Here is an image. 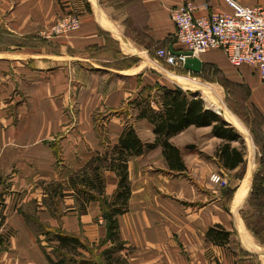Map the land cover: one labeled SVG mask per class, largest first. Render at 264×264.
Wrapping results in <instances>:
<instances>
[{"label": "crops", "instance_id": "0c3cea01", "mask_svg": "<svg viewBox=\"0 0 264 264\" xmlns=\"http://www.w3.org/2000/svg\"><path fill=\"white\" fill-rule=\"evenodd\" d=\"M187 1L209 2L196 15L231 11L224 0H0V264H53L33 216L90 243L106 238L100 200L85 203L68 180L95 155L111 151L127 122L143 141L155 140L154 124L138 118L141 109L133 102L154 95L158 85L171 87L166 77L179 85L191 81L155 64L156 50H183L171 11ZM237 1L264 7V0ZM72 12L81 20L76 29L48 34ZM199 57L203 65L229 63L220 49ZM235 68L250 88L248 105L264 117L257 70ZM222 110L240 125L235 113ZM239 135L230 143L244 152L242 176V164L228 169L217 157L228 141L215 136L212 126L191 125L171 138L182 152L184 172L170 170L162 146L130 159L132 195L128 211L118 216L129 264H264V233L257 235L243 214L256 174L264 173L263 152L253 141L249 155ZM104 177L105 195L112 196L119 176L104 170ZM50 182L62 184L60 205H69L62 212L59 201L51 202L60 197L53 196ZM224 186L233 190L230 202ZM216 225L232 232L236 248L208 239Z\"/></svg>", "mask_w": 264, "mask_h": 264}, {"label": "trees", "instance_id": "16d2710c", "mask_svg": "<svg viewBox=\"0 0 264 264\" xmlns=\"http://www.w3.org/2000/svg\"><path fill=\"white\" fill-rule=\"evenodd\" d=\"M204 67L205 64L202 71ZM156 89L154 95L150 93L146 97L133 102L135 107L141 109L138 118H147L154 124L155 140L152 142L143 141L134 125L127 122L119 143L111 151L95 155L84 167L74 172L68 180L77 195L85 203L95 199H99L101 202L102 214L108 229L106 238L102 240V245L111 243L110 247L103 250L102 256L109 264L117 262V260L118 262L123 261L120 257H114V255L126 250V243L120 233L118 216L129 209L132 185L129 178L128 163L132 157L145 154L158 146H162L170 170L184 172L187 167L182 152L171 142V138L191 125L199 127L212 126L215 136L228 141L216 153L222 165L225 168L234 169L242 164L238 172L239 176H242L246 170L247 161L244 158V152L237 147H233L230 143V141L237 140L240 137L239 132L222 115L213 109L207 108L200 95L184 90L180 86L158 85ZM153 102L158 105V109L154 108ZM261 133L263 139L261 142L256 141V144L261 146L262 157L264 158L263 125L261 126ZM104 170H114L119 176L118 188L112 196H106L104 192ZM54 185L60 186L62 184L57 183ZM93 188L96 194L92 192ZM223 192L227 197V201L230 202L233 190L228 186H224ZM55 193L59 197H64L63 192L57 193L55 191ZM108 197L111 198L110 201ZM243 214L248 226L257 235L262 236L264 233V173L256 174L253 189L243 208ZM38 233L48 236L47 241L55 245L53 251L57 256L56 258L48 254L45 249L49 260L53 264H98L85 253L91 255L90 242L86 239L53 227H48L45 233L39 231ZM207 236L216 245L232 244V247L236 248L235 242L232 240V232L221 225L210 227ZM124 262L127 264V260H124Z\"/></svg>", "mask_w": 264, "mask_h": 264}, {"label": "built area", "instance_id": "2783aa9c", "mask_svg": "<svg viewBox=\"0 0 264 264\" xmlns=\"http://www.w3.org/2000/svg\"><path fill=\"white\" fill-rule=\"evenodd\" d=\"M224 1L231 11L196 15L198 10L208 9V1L201 5L187 1L173 8L171 18L177 27L176 41L182 45L181 49L191 50L197 56L213 49L222 50L232 66L255 67L264 86V7L242 4L237 0ZM80 23L77 13L66 14L58 19L48 34L70 32ZM184 60V55L177 56L166 48L155 52L156 67L165 71L166 65L183 68ZM213 179L221 180L218 176Z\"/></svg>", "mask_w": 264, "mask_h": 264}, {"label": "rangeland", "instance_id": "374dc122", "mask_svg": "<svg viewBox=\"0 0 264 264\" xmlns=\"http://www.w3.org/2000/svg\"><path fill=\"white\" fill-rule=\"evenodd\" d=\"M57 22V21H56ZM55 22V23H56ZM81 22V20H80ZM54 23V24H55ZM54 24L50 28V30L53 29ZM76 29V28H75ZM74 30V29H73ZM72 31V30H71ZM58 35V34H57ZM204 54V53H203ZM205 67L202 73H194L186 70L184 67H174L170 65H166L165 68L168 70L166 73H175L177 75H182L186 77H191L190 82H180L182 85V88L184 90L192 91L194 93H197L200 95L204 102L206 103L207 106H210L211 108L215 109L214 106L212 107L209 105L213 101L216 103L215 107H220L221 108H229L233 113L237 115V117L240 119L241 123L240 125L233 123V121H230L226 118V115L228 117L231 116L229 111L223 112L222 109L221 115L222 117L228 121L234 128L242 135L244 138V142L247 143V148L249 150V155H252V150L254 149L253 146V141L256 143V141L259 140V142L262 141L263 139V132L261 133V126L264 125L263 121V116L261 112L257 109L254 108L251 105H248V98L250 96V88L249 86L245 83L242 82L241 76H242V69H236L229 63H226L224 60L222 63L216 64V63H211L207 62L204 63ZM172 68V69H170ZM165 73V74H166ZM165 82L167 85L173 86H179L175 82L169 80L167 77L165 78ZM237 85L241 86L238 87ZM210 103H209V102ZM241 126L244 128L242 129ZM104 132V129L101 130V133ZM250 135L252 137H250ZM251 152V153H250ZM254 153V152H253ZM3 176H0V183L3 182ZM62 185L56 186L54 183H48V187L52 191V194L55 195V191L57 193H62ZM55 193V194H54ZM60 195V194H59ZM57 197V195H55ZM51 202L55 204L57 201L64 202V197H60L57 200L55 198H50ZM111 198L108 197V200L110 201ZM79 201L78 198H76V202ZM69 207L68 204H62L60 205L59 209H57V212H62L64 208ZM30 208L33 209V205H30ZM33 212V211H32ZM32 224L36 230L39 232H46L48 227L44 226L43 224L39 223V219L37 216H33L32 219ZM47 237L44 234V242L47 243L46 247L50 248V252H52V255L56 258V254H54L53 247H55L54 244L50 243L47 241ZM111 243H107L106 245H102V240L98 243H90V251L91 255L89 253L85 252L88 257H91L94 259L98 264H109L102 256V252L105 248L110 247ZM127 251L123 250L121 252H118L114 255V257H120L121 260L118 262H114L112 264H126L124 260H127ZM127 260V264H128Z\"/></svg>", "mask_w": 264, "mask_h": 264}, {"label": "water", "instance_id": "95a60500", "mask_svg": "<svg viewBox=\"0 0 264 264\" xmlns=\"http://www.w3.org/2000/svg\"><path fill=\"white\" fill-rule=\"evenodd\" d=\"M169 50L171 53H173L177 56H180V55L185 56L183 67L186 70L194 72V73H201L202 72L203 62L199 56L194 55L193 51H191V50H175L173 48V45H170ZM177 85H179V84H177ZM179 86H181V85H179ZM207 108L212 109L210 106H207ZM213 110L221 115V112L219 110H216V109H213Z\"/></svg>", "mask_w": 264, "mask_h": 264}, {"label": "bare ground", "instance_id": "6f19581e", "mask_svg": "<svg viewBox=\"0 0 264 264\" xmlns=\"http://www.w3.org/2000/svg\"><path fill=\"white\" fill-rule=\"evenodd\" d=\"M197 56V55H196ZM180 81H183V80H180ZM185 82V81H184ZM185 83H187V82H185ZM209 102V101H208ZM210 103V102H209ZM209 105H211L212 107L214 106V108L216 109V110H219L220 111V109H222L221 108V106L220 107H215V105H216V103L213 101L212 103H210ZM213 109V108H212ZM224 109V111H225V108H223ZM221 112V111H220Z\"/></svg>", "mask_w": 264, "mask_h": 264}]
</instances>
